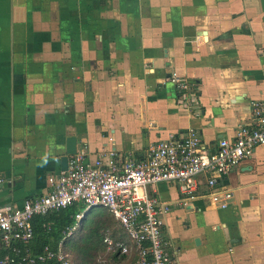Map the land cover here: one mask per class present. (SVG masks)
Returning a JSON list of instances; mask_svg holds the SVG:
<instances>
[{
    "label": "crops",
    "instance_id": "obj_1",
    "mask_svg": "<svg viewBox=\"0 0 264 264\" xmlns=\"http://www.w3.org/2000/svg\"><path fill=\"white\" fill-rule=\"evenodd\" d=\"M170 73L192 84L196 104L178 105ZM263 101L264 0H0V210L47 192L67 137L86 162L141 159L188 129L212 151ZM217 187L231 193L224 210L181 208L175 185L152 188L170 207L161 234L173 264H264V144ZM77 205L70 237L102 209ZM14 250L0 241V259L18 260ZM104 256L135 264L133 251Z\"/></svg>",
    "mask_w": 264,
    "mask_h": 264
},
{
    "label": "built area",
    "instance_id": "obj_2",
    "mask_svg": "<svg viewBox=\"0 0 264 264\" xmlns=\"http://www.w3.org/2000/svg\"><path fill=\"white\" fill-rule=\"evenodd\" d=\"M165 81L176 90L180 107L197 103L196 90L185 77L170 73ZM250 117V126H237L232 138L220 139L212 151L202 146L195 130L188 129L153 142L141 159L116 163L112 152L105 154L106 162L100 155L86 162L82 151L68 156L66 169L47 178L44 195L26 199L20 207L0 210L1 243L6 248L15 247L16 253L23 252L18 260L1 258L0 264H71L62 242L77 229L81 213L61 230L56 250L46 247L33 255L27 247L32 239V218L72 204L85 210L104 209L125 233L129 244L102 236L101 244L107 252L126 256L133 251L135 264H173L161 234L170 207L151 194L152 188L160 183L175 185L181 208L199 200L214 210L226 209L231 193L217 187V178L230 173L264 144V101L250 104Z\"/></svg>",
    "mask_w": 264,
    "mask_h": 264
},
{
    "label": "trees",
    "instance_id": "obj_3",
    "mask_svg": "<svg viewBox=\"0 0 264 264\" xmlns=\"http://www.w3.org/2000/svg\"><path fill=\"white\" fill-rule=\"evenodd\" d=\"M79 209L77 204H72L58 212L32 218V239L28 244L31 253L40 254L46 246L54 248L61 239V230L72 223L73 216ZM113 221V218L102 209L90 211L83 217L79 230L62 242L63 248L68 253L71 252L77 256L76 260L69 259L71 264H89L93 255L104 254L105 247L101 245V238L106 234L104 230L110 231L109 229L116 223ZM114 235L110 232L108 236L114 238ZM17 247L20 246L17 245Z\"/></svg>",
    "mask_w": 264,
    "mask_h": 264
},
{
    "label": "rangeland",
    "instance_id": "obj_4",
    "mask_svg": "<svg viewBox=\"0 0 264 264\" xmlns=\"http://www.w3.org/2000/svg\"><path fill=\"white\" fill-rule=\"evenodd\" d=\"M85 209H83L82 211H84ZM116 237L125 242V243H128L129 244V239L127 238V236L125 235V233L121 230V228L117 225V228H116V233H115ZM70 254V259L71 260H76V255L74 253H69ZM74 255V256H73ZM79 258V257H78ZM108 258L110 257H105L104 254H102L101 256H99L98 253H96L95 255H93V257L90 259V263L89 264H108L105 262V260H109ZM73 263H76V262H73ZM111 264H115V263H112Z\"/></svg>",
    "mask_w": 264,
    "mask_h": 264
},
{
    "label": "water",
    "instance_id": "obj_5",
    "mask_svg": "<svg viewBox=\"0 0 264 264\" xmlns=\"http://www.w3.org/2000/svg\"><path fill=\"white\" fill-rule=\"evenodd\" d=\"M63 155L59 158V169L64 171L66 169L67 157L73 155L76 152L75 149V138L67 137L65 139Z\"/></svg>",
    "mask_w": 264,
    "mask_h": 264
}]
</instances>
